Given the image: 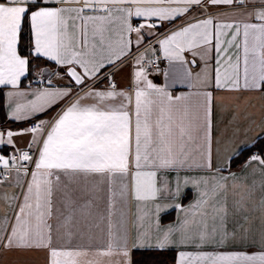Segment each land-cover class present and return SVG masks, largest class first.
<instances>
[{
    "label": "snow or ice",
    "instance_id": "snow-or-ice-1",
    "mask_svg": "<svg viewBox=\"0 0 264 264\" xmlns=\"http://www.w3.org/2000/svg\"><path fill=\"white\" fill-rule=\"evenodd\" d=\"M165 24L166 32L153 31ZM153 41L180 66L173 83L187 93L173 95L148 78ZM186 52L200 56L199 72ZM48 62L62 71H48ZM128 64L121 88L115 75ZM33 72L47 86L22 87ZM4 90L10 119H38L23 131H0V186L5 176L14 180L11 194L0 193L10 210L0 216V252H43L44 264H112L115 256L137 264L140 248H175L174 264H264V185L257 197L255 181L234 173L229 181L213 161L215 92L264 94V0H0ZM23 135H30L26 150L16 143ZM246 159L264 172V156ZM230 185L233 214L247 221L250 203L261 213L259 229L237 222L229 230ZM188 186L196 200L177 224L162 227V208Z\"/></svg>",
    "mask_w": 264,
    "mask_h": 264
},
{
    "label": "crops",
    "instance_id": "crops-1",
    "mask_svg": "<svg viewBox=\"0 0 264 264\" xmlns=\"http://www.w3.org/2000/svg\"><path fill=\"white\" fill-rule=\"evenodd\" d=\"M211 11L216 12L217 9L213 8ZM197 13H193L196 15ZM221 19H231V17H221ZM184 18H178L175 21V25H179L183 23ZM155 23L159 24V21H155ZM170 25H165L158 29H153L155 32L163 31L166 32ZM146 41L145 44H148L149 40H152V37L148 36V31L145 30ZM134 40V34H133ZM133 51H135L136 45L133 42L132 45ZM155 49V51H153ZM202 51V50H201ZM153 53H158L160 59L162 60V66L157 70H150L149 79L159 87H167V90L170 91L173 95H181L185 94L189 91V89L181 83H173V80L177 79L179 72V65H170L168 60H166L162 54L159 53V45L155 42L152 43V46L149 48L146 56H150ZM213 56L215 53L213 52ZM185 57L188 61V67L193 73L199 72L200 68L196 65L202 66V61L200 56H193L190 52L185 53ZM195 60L193 64L192 61ZM53 64V62H50ZM48 71H62V69H58L56 66L49 67ZM132 67L131 64H128L122 68L121 71L116 72L115 80L119 87H126L129 83L130 75H131ZM165 73H168L166 76ZM55 80V77H53ZM63 83V81H61ZM43 86H31L32 88L37 87H45ZM106 82L99 84L100 88L106 87ZM22 87L28 88L29 85L23 83ZM7 90H4L2 93V106H3V114L5 116L4 120H0V131H23L27 129V124L29 121L35 120L37 121V117H33L30 120L26 121H16L10 119V109L8 107V102L6 99ZM215 95L217 99L214 103L213 108V161L215 166L222 167L224 169V175L228 177L229 181L233 179L231 174H235V178L239 182L247 183L249 186L253 184L255 181L256 188V196L259 197L262 190V185H264V172L261 171L260 166L257 162L249 163L246 161L239 167L235 169H228L229 159L228 157L232 155L233 151L242 149L243 145H250L257 137L261 136L264 132V94L261 93H249V92H241V93H228L224 91H216ZM53 112H49L47 114H42L39 119H48ZM237 116V119L233 121V116ZM231 122V123H230ZM30 139V135H23L16 138V143L18 147L24 146ZM216 141L220 143V152L219 155H216ZM230 141V142H229ZM227 145V147H225ZM255 169V171H254ZM5 185L0 186V193L8 192L12 193L13 189L8 185L10 183H14V180L11 178L5 180ZM19 191V189H16ZM187 193V195H185ZM229 196H228V210H229V220H228V228L231 230L237 222L243 227H248L251 224V227L256 230L261 227V213L258 208L253 209L252 205L249 203L247 205V221L244 219L245 213L241 212L239 214H233V200L235 197L231 195V185L229 187ZM187 197L185 201H182L184 197ZM196 189L188 186L187 188H181L180 196L172 201H168L169 206L167 208H162L160 212V219L162 215L173 210L174 215L173 218L169 221L162 222V227H168L171 225L177 224L183 217V210L187 209L195 200H196ZM180 204L182 208H176L175 205ZM5 212H10L4 206H0V216H3ZM136 207L135 202L132 203L129 213V227L132 230L133 234L135 229L133 227V222L136 220ZM155 219V216L153 217ZM87 221L81 222V227L87 230ZM101 227H104L102 225ZM92 231L96 234L100 233V229L93 228ZM140 249H151L152 248H140ZM175 251V256L177 254V249L173 248ZM44 256L43 252H0V264H17V262H27V264H44ZM122 257L115 256L111 258L112 264H116L117 261H120L122 264ZM105 264H108V258H105ZM174 264V263H173Z\"/></svg>",
    "mask_w": 264,
    "mask_h": 264
},
{
    "label": "trees",
    "instance_id": "trees-1",
    "mask_svg": "<svg viewBox=\"0 0 264 264\" xmlns=\"http://www.w3.org/2000/svg\"><path fill=\"white\" fill-rule=\"evenodd\" d=\"M168 25V24H165ZM164 25V26H165ZM161 28V27H160ZM28 35L25 34L24 37V43L23 47L27 48L30 47L28 44ZM50 67H53V64L48 62ZM33 67L35 68V64H33ZM35 72L32 73L31 76H33ZM30 76V77H31ZM23 79V83L28 80V78ZM5 116L3 114V106H2V94H0V120H4ZM30 122V121H29ZM250 145H254L252 152H249L246 148H242L239 151L243 152V155L238 154L236 157H234L231 161H229L228 169H235L245 163L247 161V157L252 154H259L261 156H264V133L257 137ZM186 196L182 199V201L186 200ZM174 211L171 210L161 217L162 222L169 221L173 218ZM175 258V251L172 249L167 250H151V249H138L135 251L134 256L132 259L137 262V264H173Z\"/></svg>",
    "mask_w": 264,
    "mask_h": 264
},
{
    "label": "built area",
    "instance_id": "built-area-1",
    "mask_svg": "<svg viewBox=\"0 0 264 264\" xmlns=\"http://www.w3.org/2000/svg\"><path fill=\"white\" fill-rule=\"evenodd\" d=\"M163 31H159L157 32V34L159 33H162ZM154 42V41H153ZM145 46H147V44H145ZM141 51H143V48H141ZM147 59H150L151 61H154V63H151L149 65L150 67V70H157V69H160L161 66L163 65L162 64V60L160 59V56L158 53H153L152 55L150 56H147ZM26 84L29 85V86H43V85H46V81L44 83H41V84H37V78H36V73L31 76L30 78H28V80L26 81ZM37 121L35 120H32L30 121L28 124H27V128L31 127L32 124L36 123ZM27 145V144H26ZM26 145L24 146H20L19 148L21 149H25L26 150ZM7 155H13V152L11 151H8L7 152ZM29 167H32L31 165H29ZM10 177L8 176H5L4 179L7 180L9 179Z\"/></svg>",
    "mask_w": 264,
    "mask_h": 264
}]
</instances>
